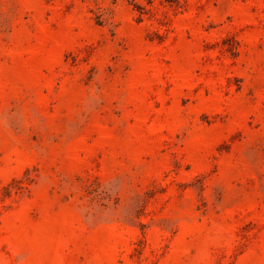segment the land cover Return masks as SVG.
<instances>
[{
  "label": "rangeland",
  "instance_id": "1",
  "mask_svg": "<svg viewBox=\"0 0 264 264\" xmlns=\"http://www.w3.org/2000/svg\"><path fill=\"white\" fill-rule=\"evenodd\" d=\"M0 264H264V0H0Z\"/></svg>",
  "mask_w": 264,
  "mask_h": 264
}]
</instances>
